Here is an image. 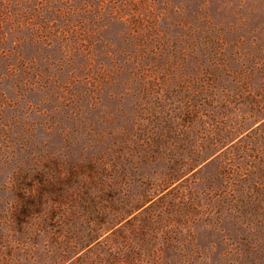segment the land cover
<instances>
[{"label":"rangeland","instance_id":"obj_1","mask_svg":"<svg viewBox=\"0 0 264 264\" xmlns=\"http://www.w3.org/2000/svg\"><path fill=\"white\" fill-rule=\"evenodd\" d=\"M0 264H264V0H0Z\"/></svg>","mask_w":264,"mask_h":264},{"label":"trees","instance_id":"obj_2","mask_svg":"<svg viewBox=\"0 0 264 264\" xmlns=\"http://www.w3.org/2000/svg\"><path fill=\"white\" fill-rule=\"evenodd\" d=\"M148 201L149 200L142 201L138 206H135V209H140L141 207L145 206Z\"/></svg>","mask_w":264,"mask_h":264}]
</instances>
